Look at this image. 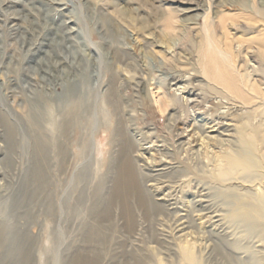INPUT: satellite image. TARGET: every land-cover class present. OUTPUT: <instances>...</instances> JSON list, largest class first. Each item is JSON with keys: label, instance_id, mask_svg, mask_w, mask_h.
Here are the masks:
<instances>
[{"label": "rangeland", "instance_id": "374dc122", "mask_svg": "<svg viewBox=\"0 0 264 264\" xmlns=\"http://www.w3.org/2000/svg\"><path fill=\"white\" fill-rule=\"evenodd\" d=\"M236 1L0 0V264L19 263L17 246L27 251L24 264H68L70 256L88 247L96 198L106 197L113 183L123 123L143 148L142 175L150 174L144 166L149 158L166 154L170 164L161 180L177 187V211L189 210L191 226L180 231L178 214L164 212L149 220L137 217L128 231L111 206L114 217L100 227L94 245L100 264H185L180 247L187 231L194 264H264V96L245 87L254 96L246 104L197 65L206 18L217 37L227 34L233 49H240L235 68L243 82L264 91V61L257 56L264 14L255 20L246 16L254 7L264 12V0H244L242 8L233 6ZM229 16L225 31L218 23ZM115 50L123 53L120 59ZM169 72L185 78L165 81ZM194 73L199 77L191 78ZM112 74L115 98L109 96ZM69 83L82 87L84 103L68 117L51 114L48 108L59 106ZM165 99L175 109L161 111ZM216 112L232 120L233 130L225 133L231 136L215 138L217 132L206 131L202 135L214 140L201 144L194 124L214 119ZM239 118L249 126V142L241 136ZM3 119L14 127L13 147ZM174 120L173 132L168 123ZM185 127L194 135L188 155L187 145L179 146L174 136ZM36 136L56 138L65 159L60 166L56 148L47 147L44 188L33 194ZM222 152L235 154L244 167L218 176ZM147 180L144 187L150 189L154 181ZM187 184L191 189L184 192Z\"/></svg>", "mask_w": 264, "mask_h": 264}, {"label": "bare ground", "instance_id": "6f19581e", "mask_svg": "<svg viewBox=\"0 0 264 264\" xmlns=\"http://www.w3.org/2000/svg\"><path fill=\"white\" fill-rule=\"evenodd\" d=\"M243 2L244 0H238L233 6L237 7L241 5L240 7L242 8ZM259 14L263 15L264 14L263 10H258L256 9V7H254V9L249 11L246 14V16L248 18H251L252 20H255L256 16H258ZM228 18L231 19L232 16L223 17L222 19L219 20L220 23H218V26L222 27L225 31H226L225 27H227L226 20ZM234 19L237 20V18ZM171 24L172 21L167 20L165 23V27L169 29L172 27ZM215 27H216L215 25L211 26L207 24L206 18L204 19L205 40L201 41L196 48L198 52V57H197V65L199 66L198 71H200L206 78H208L213 83L221 85L228 93L233 95L235 98L242 100V102L246 104L251 103V101L254 99V96H251L248 90L247 91L245 90V87H247V89L261 93L264 96V91L260 89L256 90L258 89L256 83L253 82L254 84L252 83L251 86H248L246 81L243 82V76L235 68L236 66L235 63L237 60V56L240 53V49H238L237 51L233 49L231 44L227 42V39L229 38L227 34L224 33L221 37H217L215 33ZM253 42L254 39H250L248 43H253ZM248 47L249 46H247V48ZM260 49H264V39L258 42V49H257L258 50L257 56L264 61V51H261ZM122 55L123 53L121 52V50L114 51L115 58L120 59ZM197 76H198L197 73H194L192 74L191 78ZM168 78H171V80H175V81H181L183 80V78H185V75L184 74L175 75L173 72H169L164 78L165 81ZM116 81H117L116 76L112 74L110 78V87H109L110 90L109 96L111 98L116 97L115 92L113 91L115 87L113 85L116 83ZM167 84H169V82H167ZM193 86H191V89L189 90H193L192 89ZM80 88L82 87L81 86L78 87L75 83L74 84L69 83L67 85L66 97L64 98L63 101L60 102L59 106H56L55 104L54 106L49 107L48 109L50 110V113L52 114L53 111H58L59 116L64 115L68 117L71 114V110H74L76 112L77 107L83 104L85 100L84 94L81 92L82 90ZM189 90L187 91V93H189ZM175 94L176 93L172 94L174 95V98L177 96ZM191 94H193V91L191 92ZM184 106H187L186 102ZM174 107H175L174 104L173 103L170 104L166 99L161 101L160 104L161 111H165L167 108L173 110L175 109ZM148 110L149 109H145V112H148ZM217 112L213 114L216 117L218 116L217 118L215 117L212 120H208L202 125L194 124L195 129L197 130L195 134H197V132H200V135L196 138L202 141L201 144L205 143L208 146L209 140H211V138H213L214 140V137L217 138L218 135L231 136V134H225V133L233 130V128L232 129L230 128L232 126V124H230L231 123L230 121L232 120H229V122L225 121L227 116H221L217 114ZM183 113H184V117H188L190 114L187 108H184ZM51 114L48 116L49 124H51L50 120L52 121ZM213 117L211 116V118ZM63 119L66 121L65 123L67 124L71 123V120H69L70 121L69 122L68 120H66L65 117H63ZM64 120H62V123ZM175 120L172 124L168 123L169 130L170 131L173 130V132L175 131L177 125L176 124L177 121ZM238 120L241 122V125L239 126L240 127L239 131L240 133H242L241 136L246 142H249L250 141L249 137L251 136L245 133V131H247L246 128H248L249 126L245 124V121H242V118H239ZM3 122L5 123L4 124L5 138L7 144L9 147H13L14 137H15L14 127L11 123L6 121L5 119H3ZM59 123L60 124L58 125L59 127H61L62 124L61 122ZM206 131L217 132V135H215L214 137H210L209 135L206 134L202 135ZM49 132L51 134V131ZM129 133L130 132H128L125 123H123V127H121V125L119 126L117 132L119 147L115 161L116 167H115V175H114L113 183L109 188L106 197L96 198L97 201H95L93 208L95 214L94 215L95 223L91 227H89L87 236L85 238L86 242L88 243V247L84 250H79L75 252L72 256H70L68 264H100V255L98 251H96L97 249L94 247V245L97 244L101 239V234L99 233L100 227L109 220H112L111 218L114 217L112 214L111 206L113 207L116 206L118 208L117 215L123 222V228H125V230L128 229V231L134 228L135 223L137 221V217L143 218L145 220L146 219L149 220V218H153L164 212L165 213L169 212L168 214L170 215L178 214L177 221H178V226H181L179 229L180 231L188 230L191 226V218H190L191 216L189 214V210L188 211L185 210L186 213L184 215L180 214L179 211H177L178 199H176L177 197L175 194L177 187H175L174 183H172L171 181L161 180V177H164L166 170L169 168L168 165L170 164V161H167L166 159L167 158L166 154L164 153L162 154L161 157L158 158L151 157L149 158L151 160L147 162L144 161L145 162L144 166L146 165V168H148L150 174L145 176L142 175L141 172L142 169H139V165H138V158L143 154V152H141V154L139 153V151L143 148L141 146L140 141L135 140V138L133 139L131 137V134ZM174 136L176 137V141H180L178 143L179 146L187 145L185 148L186 150L184 149L185 150L184 152L188 155L189 152L191 151V136L194 138V135H191V128L190 129H187V127L182 128L180 129V132H176ZM187 136H189V138L186 140V142H184V140L182 139H184ZM55 139L53 140L55 141ZM53 140H51L49 137V139L45 141L44 139H41L38 136H36L34 139L33 157H34L35 166L31 174L33 194L36 192H42L44 188V183L46 181L45 174L49 162V158L47 156V147L52 145L56 148L57 160L59 161L60 166L63 165L65 159L64 150L62 148V145H60L59 143L57 144V142H54ZM149 142H152V140H149ZM152 148L154 149V147ZM145 150L146 152L147 151L149 152L150 149L149 150L145 149ZM164 156L165 158L163 159L162 157ZM218 158L220 161L218 176L224 177V176H228L229 174H236L244 167V165L240 164L239 159L235 154H230L225 152L219 155ZM144 177L148 179L147 181H154V184H149V186H151L152 189L151 188L145 189ZM166 188L167 191L163 192L165 191L164 189ZM190 189H191V185L187 184L185 190L183 191L189 192ZM186 202L191 203V198L186 200ZM190 234L191 231L190 233L189 231L185 232V234L182 235L183 238L181 239L180 251L182 257L185 259V264H194V262L192 261L191 240L188 239V237L191 236ZM14 254L19 257L18 264H24L26 259L28 258L27 251H25L24 248H22V246L15 247Z\"/></svg>", "mask_w": 264, "mask_h": 264}]
</instances>
